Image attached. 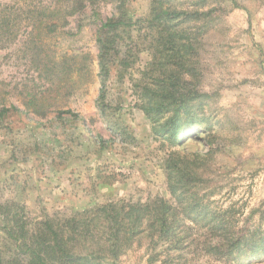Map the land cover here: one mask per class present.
I'll return each mask as SVG.
<instances>
[{"label": "rangeland", "instance_id": "obj_1", "mask_svg": "<svg viewBox=\"0 0 264 264\" xmlns=\"http://www.w3.org/2000/svg\"><path fill=\"white\" fill-rule=\"evenodd\" d=\"M237 1L240 7L233 0L165 4L171 10L221 7L194 58L209 96L203 97L202 109L199 100L192 102L196 130L183 145H175L155 134L136 93L151 59L150 37L138 41V58L123 76L118 59L112 64L102 110L98 28L117 12L114 2L99 0L80 13L65 14L67 22L63 18L54 34L44 30L34 39L33 23L44 21L52 9H66L72 0H0V108L15 104L23 111L0 118V204L18 202L34 221L94 212L111 201L146 203L161 197L182 207L181 190L175 194L170 186L174 178L167 159L174 152L199 153L198 171L206 180L193 190L202 206L227 210L239 226L248 217L252 228L264 229V0ZM153 4L127 0L126 8L136 21L148 17ZM189 25L195 26L184 24ZM47 53L58 62L52 72L40 71ZM34 93L46 115L28 108ZM62 109L78 116L68 114L62 123L57 118ZM210 139L216 153H208ZM199 218L185 221L201 244L176 264H230L205 252L208 227ZM168 248L167 242L155 244L141 236L116 264H163L172 252ZM153 255L158 257L151 262Z\"/></svg>", "mask_w": 264, "mask_h": 264}, {"label": "trees", "instance_id": "obj_2", "mask_svg": "<svg viewBox=\"0 0 264 264\" xmlns=\"http://www.w3.org/2000/svg\"><path fill=\"white\" fill-rule=\"evenodd\" d=\"M98 1L72 0L66 9H52L45 13L44 21L33 23L30 33L35 35L34 39L44 30L54 34L63 18L67 22L65 14L75 15ZM109 1L115 3L117 12L102 20L97 38L103 112H106V79L112 72V64L118 59L123 76V70L129 69L138 58V41L150 37L151 59L139 79L143 82L136 84L139 87L136 93L152 119L155 134L169 144L183 145L196 130L192 102L199 100L202 109L203 97L209 96L203 91V72L194 58L200 56L204 33L210 28L213 13L221 7L171 10L165 7L170 0H154L150 15L134 21L127 11V0ZM233 4L240 7L237 0ZM187 21H193L195 26H184ZM136 26L137 37L132 34ZM46 59L40 71L52 72L58 62L49 53ZM51 82L53 85L54 79ZM39 98L34 93L27 106L44 115V102ZM9 113L23 111L15 104L0 108V118ZM68 114L78 116L72 109H62L57 118L66 123ZM99 141L102 146L107 143L101 136ZM209 143L208 153H216L214 139ZM199 155L174 152L167 159L169 176L174 178L170 186L175 194L181 190L177 196L182 207L161 197L146 203L111 201L99 205L94 212L85 210L63 219L46 217L34 221L18 202L0 204V264H116L141 236H147L155 244L167 242L172 252H168L163 264H176L184 253H196L201 244V237L185 221L188 217L194 221L204 218L207 222L208 233L202 244L213 259L230 264L254 261L264 264V229L260 225L252 228L247 217L244 225L239 226L236 215H228L227 210L208 211L202 206L193 190L206 180L198 171ZM157 257L151 256V262Z\"/></svg>", "mask_w": 264, "mask_h": 264}]
</instances>
